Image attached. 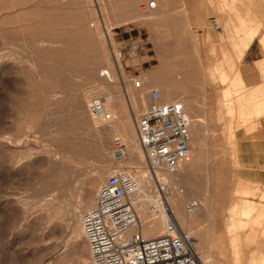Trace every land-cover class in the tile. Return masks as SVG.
<instances>
[{
    "label": "rangeland",
    "instance_id": "rangeland-1",
    "mask_svg": "<svg viewBox=\"0 0 264 264\" xmlns=\"http://www.w3.org/2000/svg\"><path fill=\"white\" fill-rule=\"evenodd\" d=\"M13 1L17 3V0H0V7L5 11L7 7L14 6ZM39 1L25 0L24 6L29 7L27 10L3 15L6 20L0 19V264H77V255L71 254L77 239L73 236L70 238V249L60 247L63 246L65 236H70V229H64L65 222L69 218L73 219L74 213L83 204V191L76 190L78 187L80 190L82 187V190L85 189V184L76 187L81 172L78 161H84L89 166L86 167L87 173L104 169L106 174L102 180L108 173L118 171L119 165L128 171H134L135 167L130 163L129 153L126 159L115 160L113 147L107 143L103 147L100 143L107 142L103 139L105 137L89 131L85 124L78 122L80 112L75 105L77 101H81L82 106L85 104L82 111L89 117L88 104L91 98L102 96L108 109L106 97L112 90L120 102L131 105L126 94L133 98L142 86L145 94L143 108L137 111L139 114L149 101L148 88L156 87L162 99H169L160 90L163 84H169L177 90L178 96L185 101L187 114L195 120L192 126L194 154L191 162L197 167L194 166L191 170L190 167L187 168L190 174L181 177L179 182L173 181V186L181 190L192 188L200 194L204 206L208 204V214L197 212L198 218L188 227L193 241L198 245L197 255L212 260L215 264H239L236 262L238 259L248 264L255 254L256 261L262 264L264 206L261 205H264V186L258 184L259 170L242 167L236 146L241 139H249L239 136V133L253 132L258 126V121L253 118L260 114L254 113L253 105L259 101L260 106H264V83L260 86L261 90L256 87L247 88L244 83H240L241 77L238 74L200 73L196 84L199 88L194 90V96L189 99L183 90L186 74L179 70L177 73L171 72L173 62L177 63L180 58L179 37L176 33L167 34V29L162 24L160 8H140L148 0H82L84 3L81 0H46L48 3L45 0ZM154 1L158 3V0ZM209 2H215L216 8L238 20L243 16L255 17L259 10L264 11V0H255V4L254 0ZM92 8L104 12V24L100 26V34H94L95 36L87 31L88 27L83 28L81 25L83 19L91 20L89 11ZM142 12L153 17L134 18ZM116 21H120L119 24H115ZM11 25L14 27L11 28ZM16 25L18 28H15ZM7 28H11L9 32ZM21 29L22 33L19 31ZM26 30H29L28 33ZM163 44L170 46L163 50L168 53L163 60L170 64L161 72L160 69H155L150 78L154 84L145 88L143 84L146 83V77L143 72L157 65L158 58H162L158 55L162 53ZM115 52L123 81L114 75L113 80L107 84L105 76L101 74L104 72L102 70L106 71L111 66ZM223 73L228 76L227 81ZM134 78L138 80V84L134 82ZM212 79L225 84V87L213 92L204 89L203 86L208 85ZM105 82L107 86L104 87ZM119 107L121 108V103ZM108 110L111 111V105ZM111 116L113 121V115ZM194 151L201 158L198 164L196 161L199 158ZM24 152H28V157L18 159L16 155ZM61 152L67 153L66 167L53 168L44 163L43 160L48 156L57 159ZM12 156L17 157L14 164L9 161ZM23 164L28 165L25 168ZM184 166L186 165L179 166L178 170ZM245 187L252 190L247 193V198L257 206L255 212L259 214L253 213V219L259 216L258 220H253L255 225L251 224V216L248 226H244L246 230L249 227L248 230L257 231L256 241L250 242L242 238L246 232L243 226L242 229L237 226L240 231L235 228L234 231L238 232L233 231V234L229 230L230 222H238L240 218L238 213L241 206L236 208V213H232L233 204L242 201L237 199V190ZM196 196H190L186 203L190 199H196ZM48 197L55 201L54 207L49 210L45 205V198ZM93 200L94 198L92 202ZM23 212L26 213L22 214ZM33 221H38L37 225L41 227L33 226ZM239 233L241 236L238 241H234L238 246L236 249L240 251L239 258L236 259L231 235L239 236ZM78 238L83 239L81 235ZM259 251L261 259L259 255L256 256Z\"/></svg>",
    "mask_w": 264,
    "mask_h": 264
},
{
    "label": "bare ground",
    "instance_id": "bare-ground-1",
    "mask_svg": "<svg viewBox=\"0 0 264 264\" xmlns=\"http://www.w3.org/2000/svg\"><path fill=\"white\" fill-rule=\"evenodd\" d=\"M2 1V0H1ZM5 2V0H3ZM7 1V0H6ZM25 0H17V3H15L14 1V6H9L6 8V4H5V8L6 10L4 11V8L3 7H0V19L1 18H4L6 16H8L9 14L12 15V14H15V13H19L21 11H25L27 10V8L29 7H25L24 2ZM30 1H33V0H28V2ZM41 1V0H40ZM39 1V3H40ZM46 1V0H45ZM49 2H52L50 0H48ZM82 1V0H81ZM157 1V0H156ZM9 2V1H8ZM154 2V7H157V3L153 0ZM12 3V2H11ZM10 3V5H11ZM42 3V2H41ZM46 3H48L46 1ZM82 3H84L82 1ZM86 3V2H85ZM88 3V2H87ZM86 3V4H87ZM98 3V2H97ZM237 3V2H236ZM13 4V3H12ZM36 4V3H35ZM38 4V3H37ZM90 4V2H89ZM8 5V4H7ZM34 5V3L32 4ZM40 5V4H38ZM50 5V3L48 4V6ZM100 5V4H98ZM35 6V5H34ZM37 6V5H36ZM91 6V4H90ZM32 7V6H31ZM41 7V6H39ZM42 7H43V4H42ZM88 8V6H86ZM97 7V6H96ZM153 7V8H154ZM34 8V7H33ZM136 8V6H135ZM3 9V10H1ZM104 9V8H102ZM107 11V10H106ZM142 11V10H141ZM31 13V12H30ZM28 13V14H30ZM104 13V12H102ZM102 13L100 10H95L92 8V10L90 9L89 11V18H91V20L89 21L87 18L86 19H83V21H81V25L83 28H87L88 32L91 34V35H94V34H97L99 35L100 34V26L102 24H104V19L102 18ZM135 13V11L133 12ZM8 14V15H7ZM136 14V13H135ZM3 15H6L5 17H2ZM27 15V14H26ZM25 16V15H24ZM104 16V15H103ZM153 17V15H148V14H145V13H139L137 16H133L134 18H142L143 19H146V18H150V17ZM42 17V16H41ZM146 17V18H145ZM22 18V17H21ZM107 18V17H106ZM20 19V18H19ZM131 19V18H130ZM6 20V19H5ZM14 20V19H13ZM34 20V19H33ZM107 20V19H106ZM122 20V19H121ZM129 20V19H128ZM1 21V20H0ZM22 21V20H21ZM35 21V20H34ZM39 21V20H38ZM108 21V20H107ZM130 21V20H129ZM15 22V20H14ZM115 22V21H114ZM113 22V24H114ZM120 21H116L115 24H119ZM19 23V22H18ZM41 23V22H40ZM77 23V22H76ZM6 24V23H5ZM22 24H25V23H22ZM32 24V23H31ZM45 24V23H44ZM90 24H92V29L90 27ZM7 25V24H6ZM5 25V26H6ZM20 26V24H17ZM16 25V26H17ZM24 26V25H23ZM4 27V25H3ZM8 27V25H7ZM11 28L12 25L10 26ZM35 27V26H34ZM90 27V29H89ZM5 28V27H4ZM10 28V29H11ZM15 28H18L15 27ZM32 28V27H31ZM9 28H7L8 32L10 30ZM20 29V28H19ZM23 29L19 30L20 32L22 31ZM250 31L248 32L247 35H245V37L243 38L242 42L240 44H242V46H245L248 41L254 36V34L257 31L256 28H252V29H249ZM18 31V32H19ZM27 31V30H26ZM29 31V30H28ZM27 31V33H28ZM34 31V30H33ZM19 32V33H20ZM32 32V31H31ZM22 33V32H21ZM26 33V32H25ZM34 33V32H32ZM44 33V32H42ZM48 33V32H47ZM3 35V34H1ZM8 35V34H7ZM12 35V33H11ZM16 35V34H15ZM25 35V34H24ZM53 35V34H52ZM5 36V35H4ZM95 36V35H94ZM97 37V36H96ZM14 38V37H13ZM41 38V37H40ZM44 38V37H43ZM44 42V40H43ZM109 42V41H108ZM47 43V42H46ZM102 44V43H101ZM17 45V44H16ZM44 46V45H43ZM241 49H244L241 47ZM113 51V50H112ZM242 51V50H241ZM3 54H1L2 56ZM240 56V55H239ZM2 60V59H1ZM31 61V60H29ZM35 61V60H34ZM104 61V60H103ZM12 62V61H11ZM102 62V61H101ZM262 63V62H261ZM34 64V63H33ZM103 64V63H102ZM1 65V63H0ZM264 65V63H263ZM14 66V65H13ZM16 66V65H15ZM29 66V65H28ZM11 67V66H10ZM32 67V66H31ZM9 68V67H8ZM17 68V67H16ZM32 69V68H30ZM37 69V68H35ZM7 70V69H6ZM12 70V69H11ZM104 72H102V76H105L104 80L107 82L108 84V81H112L113 80V76H117L118 79L122 82V72L120 70V67H119V62H118V58H117V52H115L113 54V59L111 60V66H108V69L105 71V70H102ZM11 72V71H10ZM225 76H227L226 74H224ZM178 75H176L177 77ZM182 76V75H181ZM116 77V79H117ZM148 78V77H147ZM146 78V80H147ZM151 78V77H150ZM179 80V78H177ZM182 79V78H181ZM180 79V80H181ZM223 79V78H222ZM176 80V78H175ZM177 80V82H178ZM226 80H227V77H226ZM106 82H105V86L106 85ZM176 82V81H175ZM180 82V81H179ZM99 83V82H98ZM157 83V82H156ZM94 84V83H93ZM97 84V83H96ZM95 84V85H96ZM110 84V83H109ZM111 85V84H110ZM145 85V83L143 84ZM109 86V85H108ZM110 87V86H109ZM108 87V89H109ZM143 87L141 86V88L139 89V91L136 93V95L132 98V97H128V94H126L127 96V99L129 100V102H131V105H127L126 103H122L120 102V100H118L119 98L114 95V92L111 90L109 91L108 93V96L106 97L107 98V102L109 103L108 104V109H109V105H111V111L109 112H112L110 113V118L107 119V120H103V121H97L95 120L91 115L88 117V115H86L84 113V111H82V107L85 106V104H83L82 106V102L81 101H77L76 103V108L79 109V112H80V119H78V122L82 123V124H85L87 126V128L89 129V131H92V132H95V134L99 133L102 135V138L103 139H106L107 142L105 141H102L100 142L101 144H103L102 146L105 147V144L107 143V145H110L113 147V154H114V158L115 160L117 161H121L123 159H126V156L128 155L129 153V160H130V163L135 167V170L134 171H128L127 168H123L121 167V165L117 166L118 168H120L121 170L123 171H126V172H129L137 181V184H138V189L135 193L132 194L131 196V200L133 201L134 203V207H135V211H136V214H137V218H138V226L140 228V232L143 236L145 237H148V236H153V235H156L158 233L161 232L162 228H163V224H164V220L166 218V216H171L173 217L176 222H177V225H179L181 227V229L186 233V235L188 236L189 238V241L191 243V246L193 248V250L196 252V249H197V243L196 241H193V238L191 236V232L190 229L188 228L190 226V224L192 222H194L199 214L197 215V212L200 214L201 213H204V214H208V210H209V207H208V204L206 206H204V204L202 203V198L200 197V194L196 193L195 190H192V188H187L186 190H181L179 189L177 186H173V181L175 183V181L177 182L178 180H181V177L185 176V175H189L190 173L187 171L190 167V170L193 169L192 167L196 166V164L194 162H191L192 161V158H193V150H192V156L190 157L189 160L181 163L179 166H183V165H186L184 166V168H180L178 170V167L177 166L175 168V170L173 171H169L167 169H164V168H155L153 170H151L145 163V160H144V156H143V153L140 149V146H139V143L137 141V137H136V132H135V128H134V119L136 118V116L138 115L137 114V111H140L141 109L139 108H143L142 105H143V95L145 94L143 92ZM227 89V88H226ZM239 89V88H238ZM255 89V88H254ZM160 90L163 92L164 95H166V97H169V99H176V100H180L183 102L184 104V108H185V101L182 99V97H172L169 93L170 91V85H161L160 87ZM261 90V88H260ZM159 91V90H158ZM229 92V91H228ZM241 92V91H240ZM258 92V91H256ZM227 93V92H226ZM224 93V94H226ZM259 94L261 92H258ZM264 93V92H263ZM228 94V93H227ZM226 94V95H227ZM230 94V93H229ZM257 94V93H256ZM134 95V94H133ZM239 95V94H238ZM146 96V95H145ZM229 96V95H227ZM241 96V95H240ZM262 96V95H261ZM259 96V99L260 97ZM264 96V95H263ZM262 96V98H263ZM102 101H103V104L105 106V103H104V98L102 96H99ZM159 97L160 99L161 96H160V92H159ZM242 97V96H241ZM254 97V96H253ZM258 97V96H257ZM255 97V98H257ZM242 99V98H241ZM258 100V99H257ZM238 101V100H237ZM242 101V100H241ZM253 101V100H252ZM256 101V100H254ZM248 102V101H247ZM84 103V102H83ZM121 103V108L119 107ZM262 104H264V101L262 102ZM187 105V104H186ZM242 105V104H241ZM254 113L255 114H261L263 112V107L260 106L259 104V101L257 102H254ZM106 107V106H105ZM130 107V109H129ZM107 108V107H106ZM81 109V110H80ZM139 109V110H138ZM186 110V108H185ZM231 110V108L229 109ZM242 112V108H241V111ZM187 113V112H186ZM249 113V112H248ZM111 114L113 115V121H111ZM231 115V114H230ZM91 118V119H90ZM106 123V124H105ZM84 127V126H83ZM21 129V128H20ZM91 133V132H90ZM8 138V137H7ZM6 138V139H7ZM14 138V137H13ZM114 139H118L120 143L123 144L124 146V151L123 152H118L116 151L115 149V146L113 144L114 142ZM194 139V138H193ZM198 141V140H197ZM196 141V142H197ZM4 142V141H3ZM191 142H192V127H191ZM195 143V142H194ZM199 141L197 142V145H198ZM199 146V145H198ZM197 147V146H196ZM107 148V147H106ZM108 149V148H107ZM194 149V148H193ZM105 150V149H104ZM46 151V150H45ZM44 151V152H45ZM129 151V152H128ZM198 151V150H197ZM196 151V152H197ZM195 152V151H194ZM195 152V153H196ZM25 153V154H24ZM22 154H17L16 156L19 158H24V156L28 157V152H24ZM46 153V152H45ZM199 153V152H198ZM28 154V155H27ZM59 154V153H58ZM14 155V154H13ZM196 155H198L196 153ZM9 156V155H8ZM57 156V155H56ZM17 157L15 158V156H12L11 159H9V161L11 162V164H14L13 162H16L17 161ZM25 157V158H26ZM46 157V156H44ZM200 156L198 155V158ZM197 158V156H196ZM197 158V160H198ZM44 159V158H43ZM22 160V159H20ZM42 160V159H41ZM40 160V161H41ZM201 160V158H199L197 162ZM44 163H47L48 165H51L53 168H62V167H66L67 166V153H64V152H61V155H58L57 156V159H52L51 157H47V159L43 160ZM25 162V161H24ZM18 163V162H17ZM78 166H79V169H81V172L79 173V179L78 181L76 182V187L78 186H81V185H84L85 184V189L82 190V188L84 187H80V189L76 188V190L78 192H82L83 191V198L81 200H83V203L82 206L80 207V209L74 213V218L71 219H67V222H65V226H64V229L65 228H69L70 231H69V234L70 236H68V234L65 236L64 240H63V246L60 247V249H64V250H67V247L69 248V246L71 245L70 243V238L73 236L77 239V243L75 242L72 250H71V254H75L77 255L75 258H77L78 262L77 264H96L90 257V254L88 255L89 251H88V248L86 246V243H85V240L84 238L83 239H80L78 237H80V235L82 236V232H81V228H80V221H79V217H80V214L82 212L83 209L87 208L90 203H92V199L94 198L95 196V192H96V188H97V184L102 181V178L104 177V175L106 174L105 171L100 170L101 171H93L92 173H87L86 171V167L88 165L85 164L84 161H78ZM189 163V164H188ZM31 164V163H30ZM69 164V163H68ZM26 168V166L28 164H23ZM83 165V166H82ZM16 166V164L14 165ZM13 166V167H14ZM94 166V165H92ZM12 167V166H11ZM19 167V165H18ZM32 167V165H31ZM89 167V166H88ZM96 167V166H95ZM113 167V166H111ZM116 167V166H115ZM197 167V166H196ZM4 168V167H3ZM22 167H20V170H21ZM90 168H93V167H90ZM105 168V166H104ZM110 168V166H109ZM108 168V169H109ZM118 169V170H120ZM187 169V170H186ZM23 170V168H22ZM178 170V171H177ZM186 170V171H185ZM189 170V171H190ZM108 171V170H106ZM177 171V172H176ZM6 174V173H5ZM20 174V173H19ZM8 175V174H7ZM6 176V175H5ZM179 182V181H178ZM177 184V183H176ZM191 186V185H190ZM75 188V186H74ZM194 189V188H193ZM248 192V191H247ZM246 193V192H245ZM197 195L196 199H190L187 203H186V199H188L190 196L192 195ZM52 197V196H51ZM208 197V196H207ZM52 198L48 197V198H45V205L48 206V209L49 208L51 209L52 207H54V204H55V201L53 202ZM58 200V199H57ZM61 200V199H60ZM196 202L194 207L192 209H188L187 208V205L188 203H194V201ZM44 201V200H43ZM79 201V200H78ZM59 202V201H57ZM61 202V201H60ZM80 202V201H79ZM63 204V203H61ZM234 206H232V209H233V212L232 213H236V208L238 206H241L240 210H239V220L238 222L232 220L233 216H231V222H230V225H229V230H231V234H233L232 232L234 231L235 228L240 227L242 229V226H246L247 224H249V222L251 221L250 217L252 218V223L253 225H255L254 221H256V219L259 217L258 213H256V205L252 202V201H249V200H244L242 199V201H238L237 203H234L233 204ZM10 207V206H9ZM64 207V206H63ZM65 208V207H64ZM11 209V208H10ZM231 209V208H230ZM239 209V208H238ZM237 209V210H238ZM73 210H75V208H73ZM258 210V209H257ZM42 211V210H41ZM230 211V210H229ZM256 211V212H255ZM7 212V211H6ZM196 212V213H195ZM256 213L258 215H255V217H257L256 219H253V213ZM26 212H23L22 214H25ZM44 213V212H43ZM48 213V212H47ZM66 213H69L68 211ZM231 213V215H232ZM27 216V215H26ZM62 216V215H61ZM237 216V215H236ZM50 217H52V215H50ZM29 218V217H28ZM235 218V216H234ZM44 219V217H43ZM56 219V218H55ZM258 220V219H257ZM23 221V220H22ZM34 222V221H33ZM40 223V222H39ZM47 223V221H46ZM38 221H35L32 225H36V227L38 226ZM30 225V224H29ZM33 226H31L32 230L34 229ZM248 226V225H247ZM246 226V227H247ZM41 226L39 225L38 228H40ZM54 227V226H53ZM244 227L243 229L246 231L244 232L243 230V237L244 239L248 240L249 242L250 241H256V236L255 235L257 233L256 230H248L250 229L248 227V229L246 230ZM228 228V227H227ZM240 228H237L238 230ZM135 229V226H131L129 227V229L127 230V234H129L130 232L134 231ZM236 230V229H235ZM64 231V230H63ZM68 231V230H67ZM240 231V230H239ZM242 231V230H241ZM230 232V231H229ZM234 232H238V231H234ZM6 233V232H5ZM242 233V232H241ZM235 234V233H234ZM237 234V233H236ZM240 234V233H239ZM231 241H232V247L234 249L233 252H235V256H236V259L239 258L238 256V253L240 251H238L236 249V246L237 244L234 242L235 240L238 241V237L241 236V234L239 236L237 235H231ZM64 237V236H63ZM83 237V236H82ZM258 237V236H257ZM72 239V238H71ZM236 244V245H235ZM259 245V244H258ZM245 246V245H244ZM261 246V245H260ZM258 246V247H260ZM243 247V246H242ZM244 248V247H243ZM242 248V249H243ZM247 249V246L245 247ZM70 249V248H69ZM236 249V251H235ZM240 249V248H239ZM259 249V248H258ZM261 249V248H260ZM245 250V249H244ZM262 250V249H261ZM36 252V251H35ZM60 252V251H59ZM245 252V251H244ZM258 252V251H257ZM263 252V250H262ZM247 253V251H246ZM254 253V252H253ZM260 251L259 253L256 254V256L259 255V258L261 259L260 257ZM74 255V256H75ZM251 256V255H250ZM65 257V256H64ZM254 258L251 259V262H249L248 264H260L258 263V261H256V258H255V254L253 256ZM264 257V256H263ZM199 258L201 259H204L203 257H200ZM242 258V257H240ZM243 258L244 255H243ZM247 258V257H246ZM251 258V257H250ZM258 258V257H257ZM259 260V259H258ZM264 260V259H263ZM237 263L239 264H246L245 262L246 261H241V259L237 260L236 261ZM260 262V260H259ZM264 264V262L262 263Z\"/></svg>",
    "mask_w": 264,
    "mask_h": 264
},
{
    "label": "built area",
    "instance_id": "built-area-1",
    "mask_svg": "<svg viewBox=\"0 0 264 264\" xmlns=\"http://www.w3.org/2000/svg\"><path fill=\"white\" fill-rule=\"evenodd\" d=\"M153 7V0L140 5L142 9ZM133 80L138 84L136 78ZM148 97L146 108L134 119L137 141L151 170L173 171L192 156L191 127L195 120L186 113L182 101L160 99L156 87L148 89ZM88 111L97 121L110 118L99 96L91 98ZM113 144L116 151H124L118 139ZM137 189V181L129 172H110L98 184L92 204L82 210V236L96 264H215L199 258L171 216H166L160 233L143 236L131 200ZM195 203H188L187 208L192 209ZM133 225L134 231L127 234Z\"/></svg>",
    "mask_w": 264,
    "mask_h": 264
},
{
    "label": "crops",
    "instance_id": "crops-1",
    "mask_svg": "<svg viewBox=\"0 0 264 264\" xmlns=\"http://www.w3.org/2000/svg\"><path fill=\"white\" fill-rule=\"evenodd\" d=\"M157 4V7L162 10V24L164 29H167V34L176 33L181 42L179 45L180 58L177 63L173 62L171 72L177 73L179 70L186 74L183 90L189 99L194 96V90L199 88L196 84L200 73L238 74L241 77L240 83H244L247 88H260L264 83V11L259 10L255 17L243 16L241 20H238L226 15L223 10L215 7V2H209V0H158ZM215 24L218 27H214ZM252 28H256L258 32L245 46H242L240 43ZM184 31L185 36L183 37ZM169 47L163 44L162 53L158 55L162 58H158V63L154 68L143 72V75L148 77L145 88L147 85L154 84V81H150V77L155 69L158 68L161 72L164 67L169 66L170 63H165L163 60L166 54L168 55L163 50ZM224 87L225 84L214 79L209 81L208 85L203 86L204 89H210L212 92ZM169 93L172 97L178 96L177 90L172 86H170ZM255 119L258 121V126L252 130L253 132L246 131L238 134L249 139H241L237 143L236 151L243 163V168L259 170L258 184L264 186V112L257 118H253ZM237 191V199L251 201L247 198V193L252 192L249 187Z\"/></svg>",
    "mask_w": 264,
    "mask_h": 264
}]
</instances>
